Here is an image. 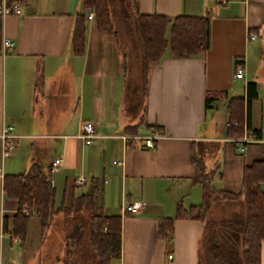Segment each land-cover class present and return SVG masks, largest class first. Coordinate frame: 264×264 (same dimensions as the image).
<instances>
[{"label":"crops","instance_id":"0c3cea01","mask_svg":"<svg viewBox=\"0 0 264 264\" xmlns=\"http://www.w3.org/2000/svg\"><path fill=\"white\" fill-rule=\"evenodd\" d=\"M109 1L121 0H108V8ZM124 2L120 14L130 19L135 13L209 14L208 49L175 59L166 48L149 68L144 86L118 39L98 32L86 16L82 53L72 52L74 16L86 13L81 0H13L20 12L1 19L0 131L12 127L14 146L8 158L0 159V264H32L35 252L25 256L31 226L40 236L35 216L27 221L23 241L2 231V219L9 227L18 210L15 200L2 195L4 174H21L38 164L49 174L56 206L94 185L102 213L120 216L119 256L108 264H161L167 243L155 236L160 217L173 219L170 264H199L204 224L174 218L178 205L187 209L201 199L192 155L203 157L209 184L219 191L212 197L210 222L231 217L224 208L237 201L227 195L240 192L243 166L264 160V97L256 80L258 68L249 63L254 56L260 60L252 42L264 33V0ZM251 29L256 33L248 34ZM249 35L254 38L248 40ZM3 38L12 42L10 48L2 50ZM236 59L243 61V79L232 77ZM249 81L257 89L249 105V132L255 141L238 152L230 139L241 138L243 131L241 136L226 135V104L231 97L244 99ZM217 91L226 98L204 108V93ZM84 121L95 128L90 144L78 138ZM153 135V146L146 147L144 139ZM56 158L61 162L50 170ZM78 176L85 178L82 185L74 184ZM134 202L140 204L136 213L121 211ZM259 264H264V239Z\"/></svg>","mask_w":264,"mask_h":264},{"label":"trees","instance_id":"16d2710c","mask_svg":"<svg viewBox=\"0 0 264 264\" xmlns=\"http://www.w3.org/2000/svg\"><path fill=\"white\" fill-rule=\"evenodd\" d=\"M7 4L13 0H6ZM82 7L93 14V21L98 32L113 35L117 33L110 17L108 0H81ZM85 13L74 16L70 45L72 52L79 55L83 50ZM125 35L133 40L131 53L137 60L139 74L145 86L149 68L159 61L167 48L170 56L185 59L198 55L209 46L210 15L168 17L157 14L135 13L132 28L124 16ZM251 29L248 34L256 33ZM251 36V35H249ZM248 36V40L249 39ZM253 36V35H252ZM135 37V39H134ZM1 39V18H0ZM128 55V54H127ZM145 90V87H144ZM145 92V91H144ZM257 97L256 84H245V98L231 97L227 101L228 121L242 124L249 131V105ZM224 92H205L204 108L213 101L224 100ZM241 127H227L226 135L241 136ZM192 163L196 170L195 182L202 187L199 204L183 209L177 206L174 218L198 220L204 224V235L207 231L206 255L212 264H259L260 241L264 239V160H256L242 168L241 190L239 193L227 195L230 199L240 200L244 214L231 216L217 222L208 221V212L212 197L218 194L209 184L205 173L204 159L200 155H192ZM48 172L35 163L30 164L21 174L2 176L1 191L5 198L15 200L18 210L12 216L8 227L6 219H2V231L11 240L23 241L28 219L35 216L38 220L39 232L43 236L53 222L55 216L62 215L65 220H73L72 230L67 235L68 249L75 248L81 235L85 232L91 253L96 264H108L112 258H118L120 250V216H106L101 211L97 189L91 185L87 192L70 197L69 203L54 204V189L51 186ZM23 207L29 210L22 213ZM86 214V225L82 221V213ZM172 218H157L155 236L163 239L168 246L172 234ZM70 255V253H69ZM68 255V256H69ZM66 264L75 262L65 261Z\"/></svg>","mask_w":264,"mask_h":264},{"label":"rangeland","instance_id":"374dc122","mask_svg":"<svg viewBox=\"0 0 264 264\" xmlns=\"http://www.w3.org/2000/svg\"><path fill=\"white\" fill-rule=\"evenodd\" d=\"M123 5L125 8V2L123 3V0L117 1V3L111 1L109 3L111 14L110 17L117 33L116 36L120 44V48L125 49L128 57L131 58L129 60H132L131 64H133V66L135 65L134 73L137 75V71L139 70L138 62L137 60H135V58H133V53H131V44L133 43V40L129 39L125 35V21L120 14V12L123 11ZM126 23H128L131 28L133 27L131 26V19H128ZM252 44L259 49L260 60L258 61L257 57L254 56L253 58H251V61H249V63L252 64L253 68H258V77L256 80L258 81L260 94L262 97H264V33L263 35H259V37L254 42H252ZM255 75V73L252 74L251 78H254ZM124 116L127 117V115L125 114ZM236 201L237 202H233L232 205L227 204V209H224L228 210L231 216L238 217L241 216V214H244V208L240 200ZM114 208L111 209V211H113ZM86 218L87 216L85 212L82 213L81 219L82 221H84L85 225ZM73 224V220H65V217H63L62 215H58L54 219V222L52 223L50 228H48V230L44 233V235L41 236L39 234V237H37L36 226H31L29 231L30 248H26V258L30 254L32 256V253L35 252L31 258L32 264H66L65 261L67 260L75 262V264H96V260L91 253V249L85 232L81 235L79 242L75 246V248L71 247L70 249H68L69 241L67 240V235L72 230ZM208 230H210V226H206L204 235L205 237ZM204 238L202 239V243L200 244L199 264H212L206 255L207 241L205 242ZM30 251L31 253H29Z\"/></svg>","mask_w":264,"mask_h":264},{"label":"built area","instance_id":"2783aa9c","mask_svg":"<svg viewBox=\"0 0 264 264\" xmlns=\"http://www.w3.org/2000/svg\"><path fill=\"white\" fill-rule=\"evenodd\" d=\"M20 12L19 7L15 3L7 4L6 0H0V18L3 19L8 14H18ZM85 16L87 19L93 20V14L90 11H86ZM254 36H249V39L252 40ZM12 46V42L9 39L3 38L1 42L2 50L8 49ZM233 79H243L244 78V65L243 61L235 60L234 62V70L232 74ZM225 127H241L243 131V136L241 138H233L231 141L236 143V150L238 152L243 151L245 144L249 142L255 141L254 135L247 131L245 128V124H238L237 122H225ZM96 137L95 128L91 121H84L80 125V132L78 134V138L84 144H90L92 140ZM157 137V135H153L151 138L144 139V145L146 147H152V139ZM14 138L12 134L11 126H4L0 131V159L8 158L11 155V151L13 149V141ZM60 158H56L51 162L50 170H54L56 166L60 164ZM113 164H120L119 161H114ZM1 176V173H0ZM85 182V178L83 176H78L74 179L75 185H82ZM140 209V204L137 202L126 204L122 207L121 211L125 214H134ZM22 213L27 215L29 210L27 208L22 209ZM161 264H170L169 257L167 255L166 259Z\"/></svg>","mask_w":264,"mask_h":264}]
</instances>
